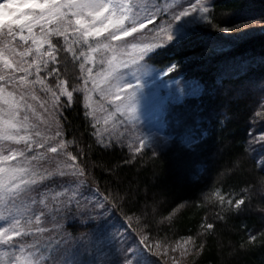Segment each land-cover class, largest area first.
<instances>
[{"label":"snow or ice","instance_id":"6c2138e0","mask_svg":"<svg viewBox=\"0 0 264 264\" xmlns=\"http://www.w3.org/2000/svg\"><path fill=\"white\" fill-rule=\"evenodd\" d=\"M213 11L211 0H0V264H181L180 258L199 255L203 243L196 247L192 236L171 247L154 239L144 222L147 214L123 216L127 223L113 215L124 197L92 191L79 161L83 150L75 155L68 150L75 141L64 138L62 110L78 102L74 92L82 91L85 117L96 123L89 101L97 93L111 102L107 127L94 133L98 145L113 150L127 146L133 161L145 148L157 157L171 147L195 162L207 147L199 119L201 84L177 80V87L163 97L158 91L179 77L191 58L153 65L204 28L219 33L199 47L198 55L209 62L222 46L234 48L264 35V12L229 10L217 24ZM233 15H240L241 22L229 26ZM231 60L232 75L238 77L252 64H264V55ZM69 64L78 67L81 88L66 78ZM223 80L221 75L209 87L216 94L224 89L243 95L246 90V85ZM260 83L264 91V78ZM260 106L264 109V97ZM145 112L156 121L149 122L150 132L141 130ZM259 138L264 141V133ZM259 171L264 172V160ZM231 175V168L217 172L225 179ZM256 183L264 188V176ZM249 187L240 189L238 197L235 192L218 195L221 189L216 188L205 199L218 198L221 211L243 214L250 210ZM73 208L91 225L89 233L66 231ZM257 214L264 217V209ZM211 231L213 225L205 224L198 235ZM254 239L249 235V241ZM177 249L179 258L170 257ZM97 253L104 259H97Z\"/></svg>","mask_w":264,"mask_h":264},{"label":"trees","instance_id":"16d2710c","mask_svg":"<svg viewBox=\"0 0 264 264\" xmlns=\"http://www.w3.org/2000/svg\"><path fill=\"white\" fill-rule=\"evenodd\" d=\"M211 2L217 24L225 19L229 10L238 14L264 12V0ZM240 22V15H233L229 26ZM218 35L217 30L204 28L191 42L162 54L155 65L158 67L169 60H180L185 56L191 58V63L180 72V78L197 80L201 84L199 119L207 132V147L195 162L171 147L157 157H153L151 150L145 148L133 161L127 146H115L113 150L98 145L92 120L84 114L82 91L79 94L74 92L78 102L74 100L62 110L64 138L75 141L68 149L74 155L78 149L83 150L79 161L86 166V177L92 189L99 188L102 194L108 190L113 195L124 197L113 213L118 219L124 221L123 216L129 214H147L144 222L150 224L152 236L162 243L194 237L195 246L200 247L203 243V248L199 255L194 252L190 254V264H264V217L257 214L264 209V200H261L264 188L256 183V178L264 176V172L259 171L264 148H257L253 140L256 132H264V115H256L264 111L260 106L264 91L254 88L250 93L244 92L238 97L236 93L228 94L224 89L216 94L209 87L214 81L219 82L221 75L224 77L223 83L230 86L239 87L246 82L257 83V80L260 83L261 78H264V64L254 63L236 77L232 75L231 58L252 56L258 59L264 55V35L249 37L234 48L222 46L211 62L201 58L198 55L201 43ZM68 68L70 76L66 78L81 88L80 81L76 79L78 67L69 64ZM188 99L189 102H198L195 98ZM217 110L220 116L216 115ZM220 120L222 123L217 122ZM168 131L166 128L165 133ZM225 168H231L234 175L227 179L218 177L217 172ZM245 187H249L251 199L248 202L250 210L243 214L221 211L218 198L205 199L216 188L221 189L218 195L235 192L238 197L240 189ZM169 213H172L170 220H161L162 217H168ZM73 220L76 222H69ZM205 224H212L213 231L198 235ZM90 227L87 221L75 214L73 208L66 221V231L78 235L89 233ZM133 227H137L135 222ZM249 235L255 239L249 241ZM100 259H104V256Z\"/></svg>","mask_w":264,"mask_h":264},{"label":"rangeland","instance_id":"374dc122","mask_svg":"<svg viewBox=\"0 0 264 264\" xmlns=\"http://www.w3.org/2000/svg\"><path fill=\"white\" fill-rule=\"evenodd\" d=\"M151 23H155V21H152ZM151 24L149 25H146L145 27H150ZM195 27V26H193ZM93 67H95V65H92ZM153 67H157L155 65H153ZM158 79H162V80H165L167 81V77H158ZM177 80H184V79H181L180 76L179 77H173L172 79V83H165L163 86H161L158 91H159V95L161 97H163L165 94L169 93L170 91L174 90L176 87H177ZM244 85H246L247 87V90L245 92L247 93H250L251 90H253L254 88L260 90L261 89V83H258V80H257V83L255 82H246L244 83ZM83 86V82L80 81V87ZM90 86V85H89ZM149 88H151L152 86L151 85H148ZM71 90V89H70ZM262 92V91H261ZM260 92V93H261ZM42 95V94H41ZM238 97H240V94H237ZM245 95V94H244ZM84 99V98H83ZM89 103L92 105V108L91 110L94 111L96 117H97V122L96 123H93L96 131L97 129H99L101 131V133H103L104 131V128L107 127V125L105 124V116L107 115V111H110L111 108H110V100L106 99V98H102L100 97L97 93H93L92 96H91V99L89 101ZM85 105V103H84ZM37 109H39V101H37ZM107 110V111H106ZM91 118V117H90ZM92 120V119H91ZM152 122L153 124L156 123V121L153 119V116L149 115L147 112H145L144 116H142L141 118V123L143 125L142 127V131H145V132H150L152 131V129L149 127V122ZM257 134L254 136L253 140H254V144L256 145V147L258 148H264V141H261L260 140V134L262 132H256ZM264 133V132H263ZM105 139H107V136H105ZM262 160H264V154L262 155ZM92 191L94 192L95 190L92 189ZM85 195H88V193H85ZM117 218V217H116ZM120 220V219H119ZM121 223H125L124 221L120 220ZM84 223V222H83ZM154 239H156L155 237H153ZM182 241V238L180 239H177L175 242H169V245L170 247L172 245H174L177 241ZM87 241H85L86 243ZM162 242V241H161ZM179 249L176 250L175 253H172L171 251L169 252V256L171 257L172 255H175L179 258ZM102 255L100 253H97L96 254V257L97 259H100ZM190 254L187 256V257H184V258H180L181 259V264H190V262H188V258H189Z\"/></svg>","mask_w":264,"mask_h":264}]
</instances>
